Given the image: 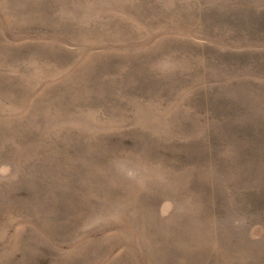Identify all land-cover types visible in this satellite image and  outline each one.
Returning <instances> with one entry per match:
<instances>
[{"label":"rangeland","instance_id":"374dc122","mask_svg":"<svg viewBox=\"0 0 264 264\" xmlns=\"http://www.w3.org/2000/svg\"><path fill=\"white\" fill-rule=\"evenodd\" d=\"M0 264H264V0H0Z\"/></svg>","mask_w":264,"mask_h":264}]
</instances>
